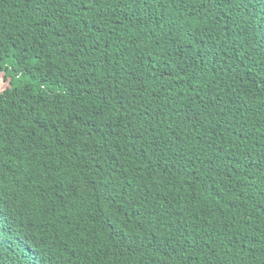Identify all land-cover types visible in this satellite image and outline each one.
I'll list each match as a JSON object with an SVG mask.
<instances>
[{
	"label": "trees",
	"instance_id": "obj_1",
	"mask_svg": "<svg viewBox=\"0 0 264 264\" xmlns=\"http://www.w3.org/2000/svg\"><path fill=\"white\" fill-rule=\"evenodd\" d=\"M0 264H264V0H0Z\"/></svg>",
	"mask_w": 264,
	"mask_h": 264
},
{
	"label": "snow or ice",
	"instance_id": "obj_2",
	"mask_svg": "<svg viewBox=\"0 0 264 264\" xmlns=\"http://www.w3.org/2000/svg\"><path fill=\"white\" fill-rule=\"evenodd\" d=\"M0 210H2V209H0Z\"/></svg>",
	"mask_w": 264,
	"mask_h": 264
}]
</instances>
